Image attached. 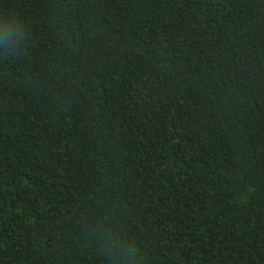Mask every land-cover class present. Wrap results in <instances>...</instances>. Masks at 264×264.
<instances>
[{
  "label": "trees",
  "instance_id": "obj_1",
  "mask_svg": "<svg viewBox=\"0 0 264 264\" xmlns=\"http://www.w3.org/2000/svg\"><path fill=\"white\" fill-rule=\"evenodd\" d=\"M0 264H264V0H0Z\"/></svg>",
  "mask_w": 264,
  "mask_h": 264
}]
</instances>
